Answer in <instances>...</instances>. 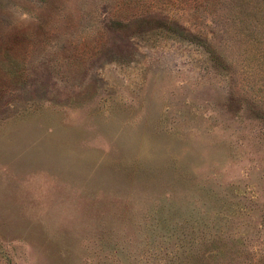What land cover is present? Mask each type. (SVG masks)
I'll use <instances>...</instances> for the list:
<instances>
[{
  "label": "rangeland",
  "instance_id": "rangeland-1",
  "mask_svg": "<svg viewBox=\"0 0 264 264\" xmlns=\"http://www.w3.org/2000/svg\"><path fill=\"white\" fill-rule=\"evenodd\" d=\"M0 264H264V0H0Z\"/></svg>",
  "mask_w": 264,
  "mask_h": 264
}]
</instances>
